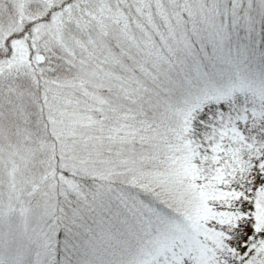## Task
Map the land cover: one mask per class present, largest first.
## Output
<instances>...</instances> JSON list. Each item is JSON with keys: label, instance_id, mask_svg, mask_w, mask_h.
Wrapping results in <instances>:
<instances>
[{"label": "snow or ice", "instance_id": "1", "mask_svg": "<svg viewBox=\"0 0 264 264\" xmlns=\"http://www.w3.org/2000/svg\"><path fill=\"white\" fill-rule=\"evenodd\" d=\"M0 264H264V0H0Z\"/></svg>", "mask_w": 264, "mask_h": 264}]
</instances>
